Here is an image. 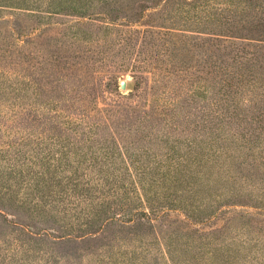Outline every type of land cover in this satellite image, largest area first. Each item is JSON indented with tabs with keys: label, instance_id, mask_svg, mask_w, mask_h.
Segmentation results:
<instances>
[{
	"label": "rangeland",
	"instance_id": "1",
	"mask_svg": "<svg viewBox=\"0 0 264 264\" xmlns=\"http://www.w3.org/2000/svg\"><path fill=\"white\" fill-rule=\"evenodd\" d=\"M110 2L98 3L93 6L94 14L88 11L91 13L81 18L64 9L52 13L54 10L50 7L49 0L40 3L41 7H30L33 9L0 8V65L3 64L8 70L6 72H10L9 75L12 76L10 89L15 114V140L25 139L31 146L29 150H40L39 146H42L45 153L50 152L51 144L42 143L40 138L48 137L55 127L65 132L68 123L63 122L65 117L59 120L43 117L44 110L41 108L46 104L64 109L73 106L72 108H77L73 109L77 110L74 114L85 107L100 108L103 111L91 112L93 118L106 122L108 118L119 126L121 122L131 124L137 114L147 112L152 123H158L160 128H167L169 123L177 118L183 119L190 112L192 116L188 125L191 123V130L188 137L198 135L197 131L205 129L204 137L212 127L218 133L217 143L211 149L208 162L214 170L207 176L211 179L216 177L213 185L217 175L222 179L225 177L219 189L220 192L227 191L222 200L233 204L230 208L234 212L231 215L224 213L213 219H204L203 222L190 220L179 211L167 207L175 201L174 194L182 195V190H175L172 184L158 187L159 192L156 194L155 188L149 192L145 188L147 197L144 199L142 190L139 189L142 183L135 181L136 185L134 183L133 186L129 180L108 184L105 179L104 183L107 185L104 187L112 190L104 193H97L93 189L88 192L82 186L75 188L70 183L47 192L46 198L41 201L22 199L28 182L24 179L16 185L22 186V191L19 190L21 200L12 205L5 198V205L0 203V207L4 206L5 209L3 214L0 213V264H188L192 261L195 264H205L203 260H198L202 254L207 255L210 250L237 240L250 243L253 250L250 264H264V213L258 211L264 210V117L244 125L258 128L262 135L260 139L236 141L238 136L235 126L223 123L219 111L212 109L209 101L200 99L191 106L185 103L176 106L154 91L152 78H147L162 72L173 61V57L192 62L194 67L200 68V64H203L202 48L189 52L184 47H187L188 41L205 43L206 38L203 37H207L206 42L209 44L219 48L226 45L221 50L222 53L233 50L243 53V48L246 52L256 50L258 60L252 70L258 76L261 75L262 78L259 79L264 81V41L256 39L259 31L253 27L231 36L234 33L221 31V28L211 24H192L188 28L198 30L192 32L176 28L173 10L162 8L164 0L161 4L148 8L141 5L146 3L149 6L151 0H132L127 4ZM198 4H209L217 9L230 5L240 12L238 18L248 21L253 17L264 16V0H198ZM209 5L208 9L212 8ZM198 14L202 13L198 11ZM90 16L97 19L91 20ZM82 29L88 31L83 32ZM151 31L168 32V35L161 37L162 39L156 38ZM176 33L184 42L176 41ZM190 35L201 38L188 40ZM85 42H91L88 49L92 50L93 56L88 59L93 58L94 76V87L89 92L87 104L77 99L70 101L71 94L68 92L75 94L69 84L72 76L78 73L75 67L77 52L82 54ZM4 43H9L11 54L1 52ZM108 77H115L116 83L109 84L106 81ZM124 79L127 80L126 90L121 88V81ZM261 91L263 87H258L256 95L251 98V106H263L264 109ZM248 95L245 94L243 99ZM233 102H236L234 98ZM122 113L131 115L121 120ZM243 132L245 131H241L239 137ZM131 137L135 143L131 144L133 152L129 154L127 163L122 159L115 161V165H112V160L103 164L85 163L81 165L79 172H91V176H84L79 181L85 182L90 177L97 176L101 169H112L115 172H124L126 168L134 170V167L152 170L156 167L157 160L168 156L173 158L168 163L178 162L187 167L186 155L190 151L185 153L182 147H174L177 144L174 138L161 141L159 139L163 136L157 135L153 137L159 139L154 141L135 140L134 131ZM175 137H178L177 134ZM202 149L199 147L195 151ZM55 150L57 147L52 149L51 154L60 155ZM191 157L194 158V151ZM204 157H208V152ZM76 165L63 164L60 170L72 172ZM190 167L192 168V164L187 168L188 171H191ZM151 181L146 177L145 186L149 188ZM135 186L140 198L133 191ZM125 190H128V195L124 193ZM4 192L5 189L2 193ZM95 194L102 198L98 199ZM146 200L156 204L159 210L166 211L160 218L153 220L152 224L147 223L145 218L126 221L131 218V210L134 212L148 207ZM219 200L214 202V206ZM101 204L102 207L110 206L108 214L122 218V221L109 220L105 230L96 235L89 234L91 228L97 230L104 220L101 218L102 213L97 212ZM51 226L60 229L62 234H77L79 238L69 241V236L52 238L31 232Z\"/></svg>",
	"mask_w": 264,
	"mask_h": 264
},
{
	"label": "trees",
	"instance_id": "2",
	"mask_svg": "<svg viewBox=\"0 0 264 264\" xmlns=\"http://www.w3.org/2000/svg\"><path fill=\"white\" fill-rule=\"evenodd\" d=\"M117 2V3H131L132 0H49L50 7L54 10L52 13H58L64 9V11L72 12V14L78 17H85L88 11H93L98 3L102 2ZM148 0H142L145 2ZM44 0H0V8L4 7H20L26 9H33L30 7H41L40 3ZM110 2V3H111ZM162 0H151V5L148 6L146 3L142 4V7H150L159 5ZM135 4V2L133 3ZM209 4H198V0H164L162 8H170L174 12L173 22L178 29H185L190 31H198L189 29L192 24L196 26L211 24L213 27L221 28V31L227 33V35L239 34L244 29H252L253 27L259 31L260 39L264 41V16L253 17L251 20L238 18L239 11L232 8L230 5L224 8L217 9L211 5L212 8L208 9ZM92 6V8H91ZM135 7V6H133ZM199 8V9H197ZM91 9V10H90ZM200 11L202 14H198ZM94 14V13H93ZM89 14V15H93ZM101 14V13H100ZM98 16V15H97ZM91 20L97 19V17H89ZM248 22V23H247ZM247 23V24H246ZM108 28V24H106ZM182 27V28H180ZM185 27V28H183ZM187 27V28H186ZM90 29V28H87ZM82 29L83 32L88 31ZM230 31V32H229ZM154 32L156 38H161L168 35V32L163 31H151ZM225 35L223 33H220ZM81 35V34H80ZM181 35V34H180ZM191 36V37H190ZM187 37L188 40L192 38H201L198 36L190 35ZM83 37V34L81 35ZM176 41L184 42L176 33ZM241 37V35H237ZM206 38L207 37H203ZM162 39V38H161ZM211 40V39H209ZM189 42L187 47H184L189 52L201 47L202 48V61L201 67L197 68L192 65V62L182 61L178 58L173 57V61L167 64L162 72L153 74L151 77L153 82L154 91L162 95L168 103L176 104V106L185 103L189 106L193 102H197L200 99L209 101L211 108L215 111H219V117L224 123H229V126H235L239 140L256 141L260 139L258 128L252 126H244L245 124H252L256 120H260L264 117L263 106L252 105V97L256 95L258 87H263L261 96H264V81L260 80L262 76H258L252 70V66H256L258 55L256 50H248L243 48L242 52L229 51L222 53L226 45L222 48L215 46L214 44ZM187 42V41H186ZM91 42H85L84 48L81 49L82 54L77 52L76 68L77 74L72 76V82L69 87L75 94L68 91L70 95V101H77L87 104L88 95L90 90L94 87V76L92 61L93 56L92 50L88 49ZM214 46V47H213ZM87 49V50H86ZM1 52H9L11 54V48L9 43H4L1 46ZM253 59V62L251 60ZM11 62V61H10ZM3 65V64H2ZM0 65V203L5 205L3 201L7 198L11 201V204L17 203L20 199L19 190L22 191V186H16L24 179H27L26 190L23 192V198L34 199L41 201L45 199L47 192L54 191L59 185L68 186L72 183L75 188L80 186L88 192L92 189L99 193L105 191H111V188H105L107 183H104L107 179L108 184L112 182H125L130 181V184L134 186L137 183H142L139 189L142 190V197H147L145 192H149L154 189V193L159 192L158 187L163 188L165 186L174 185L175 190H182V195H176L175 201L169 204L167 207L173 211H179L184 214L190 220H196L203 222L204 219H213L222 214L231 215L234 210L233 204L225 202L226 192H220L219 186L225 177L217 175L216 177L210 178L207 176L209 173H213V166L209 165L210 152L213 146L216 145L218 139V133L214 127L210 128V131L206 136L203 134L206 132L205 129L197 131L198 135L188 137L190 133V117L192 114L187 112L183 119L177 118L172 123H167V128H160L158 123H152L147 117V112L143 114H137L135 121L131 124H124L121 122L120 126L113 120L107 118V122L99 118H93L91 112L93 110L103 111L100 108H81L77 114L72 108H59L57 105L46 104L45 107L41 108L44 110L42 113L43 117L51 119H60L65 117V121L68 126L64 130H57L54 128V132L49 134L48 137H41L42 143H50V152L45 153L44 147L39 146L40 150H29L31 146L28 142L23 140H15L16 132H14V120L15 114L13 109L12 90L10 89V72H6L4 65ZM74 65V64H71ZM256 68V67H255ZM261 73V72H259ZM109 84L116 83L115 77H108L106 79ZM71 85V86H70ZM106 86H108L106 82ZM81 94V95H78ZM155 94V92H154ZM245 94H249L244 100ZM233 98L237 102H233ZM73 105V104H71ZM108 110V109H107ZM70 111V112H69ZM217 111V112H218ZM65 113V114H64ZM76 115V116H75ZM131 115V114H130ZM130 115L120 114L122 118H129ZM119 117V118H120ZM228 120V121H226ZM67 134L64 135V133ZM135 133V140H147L154 141L153 136L162 135L163 137L159 140L165 141L171 138L176 140V145L179 149L182 147L184 152L190 153L186 155L187 167H183L178 162L176 164L168 163L173 160L172 157L166 159H159L156 162V167L152 170H140L134 167V170L126 168L124 172H115L112 169H101L98 170L97 176L90 177L85 182L79 180L84 176H91V172H79L81 165L89 163H108L112 160V165H115V161L122 159L124 162H128L129 154L133 152L131 144L135 141L131 140L132 133ZM243 132L242 136L239 137ZM259 131V132H258ZM179 137H175V135ZM182 134V135H181ZM182 137H181V136ZM172 136V137H170ZM182 138V139H180ZM163 139V140H162ZM54 147H57L60 155L51 154ZM199 147L203 148L200 151H195ZM194 151V158L191 157ZM208 157H204L207 155ZM38 159V160H37ZM77 164L76 169L72 172H67V169H61L63 164ZM192 164L191 171L187 168ZM208 164V166H206ZM167 167V168H165ZM199 167V168H198ZM114 168H117L114 166ZM195 168L196 169L195 171ZM118 170V169H116ZM60 171V172H59ZM104 173V174H100ZM229 174V170H228ZM149 177L152 179L150 187H146L144 182L145 178ZM125 180V181H124ZM136 181V182H135ZM5 191L2 193V191ZM137 186L133 187L137 197L138 194ZM52 191V192H53ZM128 195V190L124 191ZM237 194H233L235 196ZM98 199L102 198L100 195H96ZM181 197V198H179ZM264 197V196H263ZM148 199V198H147ZM153 199V198H152ZM220 199L218 206H214V202ZM2 201V202H1ZM148 202V207L142 210L130 211L131 218L126 221H135V218H144L147 223L152 224V221L162 216V213L166 211L159 210L156 204L151 201ZM98 209V214L102 213L103 222L101 226L96 230L91 228L89 234L96 235L98 232L105 230L106 224L109 220H119L122 218H116L117 216H111L108 214L110 206L106 205ZM0 207V213L3 214L5 209ZM228 207V208H226ZM263 212L264 210H258ZM14 215V213H10ZM17 222V221H15ZM31 226V225H29ZM34 234L40 236H49L52 238H63L68 237L69 241H76L79 238L77 234H62L61 230L56 227H45L39 229V231H31ZM86 235V234H85ZM252 247L250 243L232 241L221 245L214 250H210L207 255L202 254L198 260H203L205 264H250L252 260L251 255ZM196 257V256H194ZM188 264H195L193 261Z\"/></svg>",
	"mask_w": 264,
	"mask_h": 264
},
{
	"label": "water",
	"instance_id": "3",
	"mask_svg": "<svg viewBox=\"0 0 264 264\" xmlns=\"http://www.w3.org/2000/svg\"><path fill=\"white\" fill-rule=\"evenodd\" d=\"M126 87H127V80H122L121 81V88L123 89V90H126Z\"/></svg>",
	"mask_w": 264,
	"mask_h": 264
}]
</instances>
